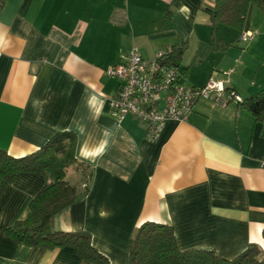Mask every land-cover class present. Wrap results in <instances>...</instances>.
<instances>
[{
    "label": "crops",
    "instance_id": "0c3cea01",
    "mask_svg": "<svg viewBox=\"0 0 264 264\" xmlns=\"http://www.w3.org/2000/svg\"><path fill=\"white\" fill-rule=\"evenodd\" d=\"M212 7L213 0H4L0 8V149L20 158L57 133L75 135L76 159L92 179L53 227L89 233L110 264H130V239L146 222L171 225L181 251L225 259L249 245L264 251V121L256 124L241 105L264 90V24L249 17L237 31L213 23ZM246 31L254 38L244 43ZM132 47L147 59L183 47L175 65L183 84L202 88L213 78L241 102L200 99L186 121L166 122L157 141H147L140 122L113 116L119 81L104 74ZM46 182L20 175L0 195V264H91L70 248L31 247L4 234L28 217Z\"/></svg>",
    "mask_w": 264,
    "mask_h": 264
},
{
    "label": "trees",
    "instance_id": "16d2710c",
    "mask_svg": "<svg viewBox=\"0 0 264 264\" xmlns=\"http://www.w3.org/2000/svg\"><path fill=\"white\" fill-rule=\"evenodd\" d=\"M3 3L1 0V7ZM253 7L264 15V0H213V7L207 12L213 23L242 32L247 27ZM182 51L183 47L171 48L165 63L176 65ZM241 103L256 124L264 121V90ZM75 146L73 133L60 132L36 152L24 157H12L0 149V195L20 175L43 174L47 180L30 201L28 217L4 230V234L18 244L48 250L70 248L83 261L110 264L92 245L89 233L64 232L53 227L56 215L87 195L92 179L90 167L76 159ZM70 168L81 176L80 186L68 181ZM129 257L130 264H264V251L256 245H249L232 259L221 258L211 251H181L173 227L155 222H146L135 231L129 242Z\"/></svg>",
    "mask_w": 264,
    "mask_h": 264
},
{
    "label": "built area",
    "instance_id": "2783aa9c",
    "mask_svg": "<svg viewBox=\"0 0 264 264\" xmlns=\"http://www.w3.org/2000/svg\"><path fill=\"white\" fill-rule=\"evenodd\" d=\"M1 8V0H0ZM251 32H243L240 41H252ZM171 48L157 52L154 58H143L135 47L119 55V62L104 71L117 79L119 86L110 100L116 120L130 116L145 128V138L156 142L168 121L184 122L200 100H212L224 107L228 100L240 99L233 92H226L221 82L210 78L202 88L183 84L177 67L165 63ZM264 169V158L259 160Z\"/></svg>",
    "mask_w": 264,
    "mask_h": 264
},
{
    "label": "rangeland",
    "instance_id": "374dc122",
    "mask_svg": "<svg viewBox=\"0 0 264 264\" xmlns=\"http://www.w3.org/2000/svg\"><path fill=\"white\" fill-rule=\"evenodd\" d=\"M254 10L257 11L258 13L260 12L259 16L264 17V15H262L261 11L257 7H253L251 9L250 24L258 27V26H261L262 24H264V20H262V19L260 20L258 15H255V13L253 12ZM67 179L70 182V184H72L74 186H80V182L79 181L81 179V176L79 174L75 173L73 168L69 169V175H68Z\"/></svg>",
    "mask_w": 264,
    "mask_h": 264
}]
</instances>
